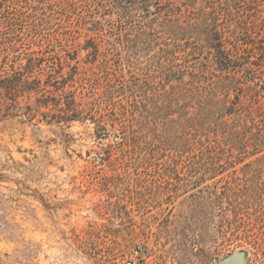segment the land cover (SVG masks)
<instances>
[{
	"label": "rangeland",
	"instance_id": "374dc122",
	"mask_svg": "<svg viewBox=\"0 0 264 264\" xmlns=\"http://www.w3.org/2000/svg\"><path fill=\"white\" fill-rule=\"evenodd\" d=\"M167 1L197 22L169 48L186 71L163 87L224 77L207 24L243 64L242 122L198 90L187 110H157L162 56L142 45L132 6L0 0V77L37 79L48 97L23 82L13 110L0 88V264H126L134 250L142 264H219L239 251L264 264V159L212 151L215 134L228 148L223 135L251 125L254 99L264 109V0Z\"/></svg>",
	"mask_w": 264,
	"mask_h": 264
},
{
	"label": "trees",
	"instance_id": "16d2710c",
	"mask_svg": "<svg viewBox=\"0 0 264 264\" xmlns=\"http://www.w3.org/2000/svg\"><path fill=\"white\" fill-rule=\"evenodd\" d=\"M113 2L118 3L120 6L127 4L135 8L133 10V17L139 20L137 21L135 19L136 21H134L132 25L133 28L136 29V32L144 36L142 45L145 44L146 46H156L159 51V56H162L159 63L161 64L160 66H164L161 67L163 68V72L161 73L162 81L159 82L160 87L157 89L154 88L157 94L156 99H158V111L171 112L176 110L178 112L185 109L186 105L183 104V101L193 98V96H195V91L198 90L202 97V103L205 106L209 104V98H212V100H219V97L222 96L221 98L224 99L225 103L222 107V112L224 114H234L238 118L239 122H242L241 118L243 112H241V108H244L245 106L239 104V99L243 89L240 87L242 84V82L239 81L240 78H237L236 76L243 64L238 62L236 58L232 57L223 49L222 42L220 41L219 37H217V33H214V31L210 30L209 26L206 24L205 34L207 35V38H210L211 41H209V44L211 45L209 48H212L213 50V53L210 52L209 55H211V57L213 56L212 62L215 67L214 69L219 72V74H224V77H222L217 82L213 81L208 83L205 87L198 85L187 91L175 87L171 88V91H168L165 89V87H163V84L166 81H169L170 78L175 79L186 71L185 66L175 63L177 57L174 54L169 55V48L172 47L176 49L179 47L178 41L184 40V37L186 36V28L189 26H196V17L189 15L188 19H190L192 22L181 20L184 16L174 13L175 7L171 2L168 1L164 4H162L161 0H113ZM150 8L153 10L151 11ZM126 13L129 12L126 11ZM15 74L16 73H14V75ZM189 76L192 78L197 77L198 79L201 77L199 73L194 74L192 71H189ZM23 82L34 85V88L28 90H35L37 93H42V97L39 100L48 99V97L45 96L44 89H40L39 80L32 79L31 81H28L26 79ZM23 82L21 79L14 80L12 77L8 76L0 77V88L8 91L9 96L12 97L11 100L14 103L13 110H15V102L13 98L15 96L16 88H21ZM258 82H260V79ZM261 82L262 84L259 86V91L264 90V82ZM195 84L199 83L195 81ZM231 91L235 92V102L229 101V94ZM228 101L230 103L229 107L226 106ZM254 101V104L257 107L256 115L253 114L254 110L251 108L244 110L251 116V125L247 126L245 123L240 124L239 129L241 127V130L235 131L232 134L223 135V139L228 140V148L225 146L223 147L222 140L216 137L215 134V140L213 141L214 147L212 148V151L216 158H220L221 151L223 150L228 152V155L231 157L233 154L231 149H234V146H236L235 148L240 151L239 153L249 152L247 150L250 149V153L254 155L261 153L259 159H264V153H262L264 151V109L260 106L257 99H254ZM1 111L2 105L0 104V113ZM7 113L8 111L6 114ZM10 114L11 113H9V115ZM215 133L220 135V133L217 131H215ZM230 138L233 141L229 142V140H231ZM181 145L182 143L176 142L173 143V145L169 148L174 149L173 152H179L178 147ZM232 192H235L234 188H232Z\"/></svg>",
	"mask_w": 264,
	"mask_h": 264
},
{
	"label": "water",
	"instance_id": "95a60500",
	"mask_svg": "<svg viewBox=\"0 0 264 264\" xmlns=\"http://www.w3.org/2000/svg\"><path fill=\"white\" fill-rule=\"evenodd\" d=\"M219 264H245V253L242 251L235 252L222 260Z\"/></svg>",
	"mask_w": 264,
	"mask_h": 264
},
{
	"label": "built area",
	"instance_id": "2783aa9c",
	"mask_svg": "<svg viewBox=\"0 0 264 264\" xmlns=\"http://www.w3.org/2000/svg\"><path fill=\"white\" fill-rule=\"evenodd\" d=\"M126 264H142V258L140 257V252L138 250H134L129 259L126 261Z\"/></svg>",
	"mask_w": 264,
	"mask_h": 264
}]
</instances>
